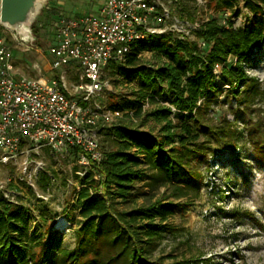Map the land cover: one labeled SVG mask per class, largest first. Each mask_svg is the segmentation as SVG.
<instances>
[{
    "label": "trees",
    "instance_id": "16d2710c",
    "mask_svg": "<svg viewBox=\"0 0 264 264\" xmlns=\"http://www.w3.org/2000/svg\"><path fill=\"white\" fill-rule=\"evenodd\" d=\"M240 4L260 16L253 27L233 28L208 19L197 26L194 39L172 32L149 34L131 43L122 60L106 64L103 71L125 68L141 79L142 86L111 108L122 112L126 120L119 118L100 129L109 139V149L103 151L99 164H90L81 176L75 204L82 219L73 232L74 247L61 246L59 230L49 225L56 216L45 206L36 209L38 220L31 227L27 208L10 202L0 191V264H152L146 257L149 248L167 230L166 217L185 206L188 200H175L186 195L184 190L196 179L185 167L203 162L212 141L219 145L220 157L239 147L234 123L225 118L217 126L210 123L208 112L222 87L229 86L226 92L231 96H242L243 113L250 99L264 94V80L258 82L246 73L247 64L264 45V0H221L219 5L236 16ZM179 17L184 18L182 12ZM31 32L38 36L35 24ZM146 48L160 56L156 68L138 63V54ZM146 98L155 105L149 112L143 111ZM167 100L168 106L161 105ZM143 115L160 124L154 134L136 129L132 118ZM148 171L153 172L148 178L170 194L136 205L137 193L145 192L135 194L133 183ZM126 204L132 206L124 208Z\"/></svg>",
    "mask_w": 264,
    "mask_h": 264
},
{
    "label": "rangeland",
    "instance_id": "374dc122",
    "mask_svg": "<svg viewBox=\"0 0 264 264\" xmlns=\"http://www.w3.org/2000/svg\"><path fill=\"white\" fill-rule=\"evenodd\" d=\"M160 2L172 15L179 17L182 12L184 18H191L188 20L191 39L195 37L197 26L208 19L215 18L221 24L230 23L233 28H239L253 27L260 18L259 15L253 16L242 4L239 14L234 16L230 9L219 5L221 0ZM100 3V0H45L29 26L35 24L38 30L36 38L31 34L32 42L21 41L11 29L0 25V38L7 44L14 73L38 79L49 78L53 72L47 49L52 44L56 20L63 16L96 13ZM183 6L185 10L181 11ZM261 18L264 21V15ZM158 58L156 51L146 48L138 54V63L156 68ZM246 73L258 82L264 80V45L247 64ZM101 79L107 86L96 100L106 109H111L118 99L131 98L132 92L142 86L141 79L132 76L125 68L114 73L103 71ZM228 89L229 86L222 87L223 92L218 94L208 115L212 119L210 123L215 126L223 118L235 124L240 134L239 147L234 153L226 151V157H220L221 149L212 141L207 145L209 149L203 162H192L185 167L186 171L196 175V179L184 190L186 195L176 200L170 197L177 203L188 201L181 210L174 209L166 217L167 230L154 239V246L146 254L147 261L152 264H173L181 260L193 261V264H205L206 260L209 264H264V94L260 92L250 99L248 110L243 113L244 99L227 94ZM154 95L158 100L159 95ZM73 97L77 99L78 94ZM161 105L168 106V100ZM154 107L149 98L144 100V112ZM120 118L126 120L122 112ZM132 122L139 132L144 133L154 134L160 127L159 123L152 118H144V115L132 118ZM107 126L109 124H104L101 128ZM99 144L103 151L109 149V139L103 131L99 134ZM29 155L33 162L41 164L31 179L19 166L24 157L18 160L17 165L0 167V183L7 195L5 198L27 208L31 227L38 220L36 209L45 206L52 217L56 216L49 225L53 230H59L61 246L71 249L75 244L74 229L82 219L75 204L81 175L75 173L74 159L53 155L46 149ZM152 173L148 171L147 176L141 175L133 183L135 194L137 191L145 192L137 193L136 205H148L169 196V191L148 178ZM226 184L229 188L225 187ZM130 206L126 204L124 208ZM232 215L235 216L232 218ZM60 217L67 225L57 228Z\"/></svg>",
    "mask_w": 264,
    "mask_h": 264
},
{
    "label": "built area",
    "instance_id": "2783aa9c",
    "mask_svg": "<svg viewBox=\"0 0 264 264\" xmlns=\"http://www.w3.org/2000/svg\"><path fill=\"white\" fill-rule=\"evenodd\" d=\"M100 1L96 13L63 16L54 23L49 78L15 74L0 38V167L17 165L24 157L19 166L31 179L41 164L29 154L46 149L73 158L75 173L82 176L90 164L103 160L101 126L120 118L118 110L96 100L107 86L101 79L106 64L122 60L131 43L149 34L172 32L191 39L190 21L172 15L160 0ZM0 191L7 197L1 183Z\"/></svg>",
    "mask_w": 264,
    "mask_h": 264
},
{
    "label": "water",
    "instance_id": "95a60500",
    "mask_svg": "<svg viewBox=\"0 0 264 264\" xmlns=\"http://www.w3.org/2000/svg\"><path fill=\"white\" fill-rule=\"evenodd\" d=\"M38 0H0V25L11 29L23 42H32L30 23L39 9L36 8Z\"/></svg>",
    "mask_w": 264,
    "mask_h": 264
},
{
    "label": "bare ground",
    "instance_id": "6f19581e",
    "mask_svg": "<svg viewBox=\"0 0 264 264\" xmlns=\"http://www.w3.org/2000/svg\"><path fill=\"white\" fill-rule=\"evenodd\" d=\"M44 0H38L37 1V4H36V8H39L41 6V3L43 2ZM67 225V222L63 219V218H58V221H57V224H56V227L57 228H62L64 226Z\"/></svg>",
    "mask_w": 264,
    "mask_h": 264
}]
</instances>
